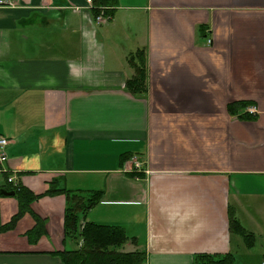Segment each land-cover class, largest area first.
<instances>
[{"label": "crops", "instance_id": "obj_1", "mask_svg": "<svg viewBox=\"0 0 264 264\" xmlns=\"http://www.w3.org/2000/svg\"><path fill=\"white\" fill-rule=\"evenodd\" d=\"M7 1L0 188L7 174L35 195L52 181L103 191L84 221L121 226L135 238L121 251L145 252L143 264H192L199 253L251 259L264 235V0H116L101 21L89 0ZM137 51L142 98L125 88ZM237 101L251 102L256 118L230 115ZM136 159L143 176L130 175ZM65 204L43 196L0 232V264H63L53 253L80 245L64 242ZM230 210L255 236L252 248L230 237ZM17 212L1 195L0 227ZM34 216L44 233L32 243Z\"/></svg>", "mask_w": 264, "mask_h": 264}, {"label": "trees", "instance_id": "obj_2", "mask_svg": "<svg viewBox=\"0 0 264 264\" xmlns=\"http://www.w3.org/2000/svg\"><path fill=\"white\" fill-rule=\"evenodd\" d=\"M95 16L102 13L106 17L113 14L112 8L116 6V0H89ZM102 15V16H103ZM134 74L126 81V90L134 97L142 98L147 91V74L145 67V56L142 51H137L129 56ZM251 102L237 101L227 105L230 115H237L243 119H255L256 113H249L248 107ZM5 174V173H4ZM132 176H143L141 172L133 171ZM6 184L5 191H13V197L18 203V212L9 223L0 227V232L13 229L20 218L26 213H30V205L43 196L64 195V242L74 240L79 243L75 250L64 249L55 252L53 255L59 257L63 264H143L146 261V254L142 251L123 252L120 249L127 243H135V238H129L125 230L119 225L97 224L84 221L86 213L97 205L103 195V191H72L58 189L57 181H52L46 192L35 195L17 180L8 182L9 176L4 175ZM2 194H0L1 196ZM35 226L28 237L32 243L36 242L44 233V222L39 217L34 216ZM82 221V222H81ZM230 237L241 239L245 248H252L255 244V236L248 232L239 222L233 211L228 212ZM35 238V239H33ZM238 257L232 253L226 254H194L192 264H236ZM264 263V256L261 258Z\"/></svg>", "mask_w": 264, "mask_h": 264}, {"label": "rangeland", "instance_id": "obj_3", "mask_svg": "<svg viewBox=\"0 0 264 264\" xmlns=\"http://www.w3.org/2000/svg\"><path fill=\"white\" fill-rule=\"evenodd\" d=\"M102 19L104 20V18H102ZM71 244L73 247H70V248H76L77 244L72 239H71ZM121 250H122V248L120 249V251ZM235 251L238 252L236 254L241 255L243 252H245L247 250L244 247H242V244H241L239 246V248H236ZM248 251L250 252L249 254H251V256H253V257H251V259L238 257L236 264H254L256 262V258L254 256H258V254L261 255V253H264V235L261 237H258L257 241H256V245L253 247V249L248 250Z\"/></svg>", "mask_w": 264, "mask_h": 264}, {"label": "built area", "instance_id": "obj_4", "mask_svg": "<svg viewBox=\"0 0 264 264\" xmlns=\"http://www.w3.org/2000/svg\"><path fill=\"white\" fill-rule=\"evenodd\" d=\"M0 5H11V2H8L7 0H0ZM104 18L103 16H99V21H101V19ZM103 20V19H102ZM209 42V40H208ZM249 113H256L255 111V107H249L248 109ZM9 141L4 138L3 136H0V164L4 163L7 159V154H6V147L8 145ZM138 159L133 161V171L136 172H144V170H142L141 164L137 161ZM14 181V179L12 177L8 178V182H12Z\"/></svg>", "mask_w": 264, "mask_h": 264}, {"label": "water", "instance_id": "obj_5", "mask_svg": "<svg viewBox=\"0 0 264 264\" xmlns=\"http://www.w3.org/2000/svg\"><path fill=\"white\" fill-rule=\"evenodd\" d=\"M0 194L4 195V196H13L14 195V192L13 191H5L3 189H0Z\"/></svg>", "mask_w": 264, "mask_h": 264}]
</instances>
